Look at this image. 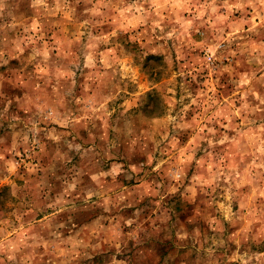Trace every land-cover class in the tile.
Here are the masks:
<instances>
[{
    "label": "rangeland",
    "instance_id": "374dc122",
    "mask_svg": "<svg viewBox=\"0 0 264 264\" xmlns=\"http://www.w3.org/2000/svg\"><path fill=\"white\" fill-rule=\"evenodd\" d=\"M0 157V264H264V0H0Z\"/></svg>",
    "mask_w": 264,
    "mask_h": 264
},
{
    "label": "clouds",
    "instance_id": "9594fccd",
    "mask_svg": "<svg viewBox=\"0 0 264 264\" xmlns=\"http://www.w3.org/2000/svg\"><path fill=\"white\" fill-rule=\"evenodd\" d=\"M0 159H2V157H0ZM61 210H63V209H61ZM0 250H3L2 247H0ZM8 259L13 260V259H15V257L13 255H9Z\"/></svg>",
    "mask_w": 264,
    "mask_h": 264
}]
</instances>
